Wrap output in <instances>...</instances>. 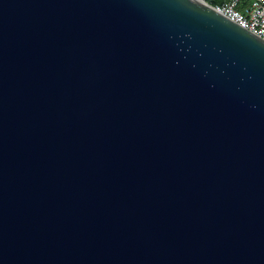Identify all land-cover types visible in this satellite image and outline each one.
Returning a JSON list of instances; mask_svg holds the SVG:
<instances>
[{
    "label": "water",
    "instance_id": "95a60500",
    "mask_svg": "<svg viewBox=\"0 0 264 264\" xmlns=\"http://www.w3.org/2000/svg\"><path fill=\"white\" fill-rule=\"evenodd\" d=\"M212 0H0V264H264V40Z\"/></svg>",
    "mask_w": 264,
    "mask_h": 264
},
{
    "label": "built area",
    "instance_id": "2783aa9c",
    "mask_svg": "<svg viewBox=\"0 0 264 264\" xmlns=\"http://www.w3.org/2000/svg\"><path fill=\"white\" fill-rule=\"evenodd\" d=\"M210 5L217 13L264 40V0H221Z\"/></svg>",
    "mask_w": 264,
    "mask_h": 264
},
{
    "label": "trees",
    "instance_id": "16d2710c",
    "mask_svg": "<svg viewBox=\"0 0 264 264\" xmlns=\"http://www.w3.org/2000/svg\"><path fill=\"white\" fill-rule=\"evenodd\" d=\"M221 0H212V4H217V3H219Z\"/></svg>",
    "mask_w": 264,
    "mask_h": 264
}]
</instances>
